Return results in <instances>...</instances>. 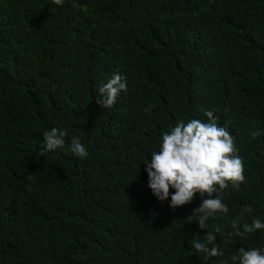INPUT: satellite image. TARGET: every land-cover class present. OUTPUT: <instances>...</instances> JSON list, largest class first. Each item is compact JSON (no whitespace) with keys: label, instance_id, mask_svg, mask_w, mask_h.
Returning <instances> with one entry per match:
<instances>
[{"label":"trees","instance_id":"obj_1","mask_svg":"<svg viewBox=\"0 0 264 264\" xmlns=\"http://www.w3.org/2000/svg\"><path fill=\"white\" fill-rule=\"evenodd\" d=\"M114 73L127 92L102 109L97 88ZM205 109L246 176L209 221L224 253L209 259L189 244L207 230L185 218L217 194L173 211L143 164L178 120L207 122ZM53 127L88 156L41 157ZM246 205L241 226L264 222V0H0V264H232L264 248V230L228 235Z\"/></svg>","mask_w":264,"mask_h":264},{"label":"clouds","instance_id":"obj_2","mask_svg":"<svg viewBox=\"0 0 264 264\" xmlns=\"http://www.w3.org/2000/svg\"><path fill=\"white\" fill-rule=\"evenodd\" d=\"M57 6H63L64 0H52ZM127 92L126 78L114 73L107 82H101L97 88L96 103L102 109L112 108L121 92ZM155 108L150 104L144 109L150 112ZM203 115L207 122L200 119H183L162 133L159 148L151 152V160L145 161V170L148 175V187L153 196L161 203L168 201L169 207L175 211L177 208L192 203L197 193L200 197L216 198L203 199L202 203L193 209L192 214L185 219L189 223H198L199 228L207 230L203 241L200 234H196L189 244L197 252L205 253L209 259L222 256L217 241V233L223 234L219 225H210L209 221L218 213L227 214L229 207L223 202V194L230 186L239 190L240 184L246 181L243 158L238 155L239 149L235 145V137L228 130L227 124L221 126L214 110L205 109ZM255 140L261 135L259 130L250 134ZM67 130L56 127L43 133L40 144V156L46 153L64 149L65 155L84 159L88 151L78 137L73 136L71 143L67 144ZM170 189H174L172 192ZM253 209L244 206L232 220L229 236L245 238L257 230H264V222L253 219L251 223L240 221L245 213L251 215ZM211 229V230H209ZM211 245V247H209ZM232 264H264V248H240L231 256Z\"/></svg>","mask_w":264,"mask_h":264}]
</instances>
